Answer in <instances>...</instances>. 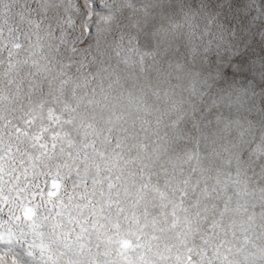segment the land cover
I'll return each mask as SVG.
<instances>
[{"label":"snow or ice","instance_id":"6c2138e0","mask_svg":"<svg viewBox=\"0 0 264 264\" xmlns=\"http://www.w3.org/2000/svg\"><path fill=\"white\" fill-rule=\"evenodd\" d=\"M0 264H264V0H0Z\"/></svg>","mask_w":264,"mask_h":264},{"label":"rangeland","instance_id":"374dc122","mask_svg":"<svg viewBox=\"0 0 264 264\" xmlns=\"http://www.w3.org/2000/svg\"><path fill=\"white\" fill-rule=\"evenodd\" d=\"M72 3L76 4L81 10H83L85 0H72Z\"/></svg>","mask_w":264,"mask_h":264}]
</instances>
